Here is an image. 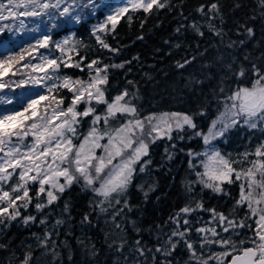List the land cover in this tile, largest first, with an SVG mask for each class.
Wrapping results in <instances>:
<instances>
[{
    "label": "snow or ice",
    "instance_id": "obj_1",
    "mask_svg": "<svg viewBox=\"0 0 264 264\" xmlns=\"http://www.w3.org/2000/svg\"><path fill=\"white\" fill-rule=\"evenodd\" d=\"M100 7L97 0H0V34H27L39 32L41 25L45 28V33L36 38L35 43L21 48L18 53L0 54V92L25 87L41 90L28 93L27 103L21 102L19 110L17 107L0 109V232L10 229L13 223L27 228L39 219L45 230L42 236L32 233L36 248L42 249L45 256L50 255L52 264H56L61 259L58 249L63 246L67 249L68 264H71L73 252L68 240L58 243L53 239L59 237L60 226L66 223L65 214L70 215L69 201H65L60 217L51 223V227L48 225L52 213L45 212L56 206L73 185H81L82 191L93 195L90 206L108 217L105 223L111 227L105 232V241L109 254L114 256L112 264H179L173 257L181 245L188 253L184 264H264V69L251 62L250 55L246 54L244 61L251 62L250 86L238 83L231 89L225 87L231 78L239 81L249 72L230 51L243 47L247 40L225 39L227 33L213 22L220 16L218 0L197 9L207 22L208 31L219 39V43L210 44L203 51L197 45L194 55L177 61L175 66L183 70L200 59L204 61L201 67L209 70L205 79L213 78V68L223 73L218 91L212 90L217 114L204 131L194 120L197 115L206 116L207 107L191 115L160 112L143 116L135 103L139 99L138 90L133 92L128 87L109 100L106 93L110 69H122L132 61L106 64L100 57L88 61L81 55V50L88 46L75 39L74 34L56 41L47 34L58 27L57 20L79 24L89 13L96 15ZM172 8L171 0H122L120 5L105 7V18L92 26L91 34L101 49L118 54L120 49L112 47L106 37L114 32L121 18L127 16L131 22V13L143 11L151 15ZM259 8L264 15V0H259ZM180 15L183 17V12ZM46 22H51V26ZM29 24L33 26L29 27ZM188 26L197 35L204 36L201 30L204 25L193 21ZM183 27L182 24L175 31L179 33ZM241 29H244L243 33ZM241 34L253 38L255 30L242 24L237 28V35ZM165 43L170 42L166 40ZM172 47L180 48L181 45L177 43ZM212 49L216 54L205 59ZM257 59L264 61V53ZM64 69L87 71L88 78H73L63 74ZM145 76L151 79L148 73ZM203 82L190 75L185 87L194 89ZM127 84L135 86L131 80ZM65 91L71 94L66 107ZM13 100L11 96L0 95V102L5 105L13 104ZM101 105L105 106L103 112L98 111ZM88 118V131L83 133L82 122ZM237 128L253 134L258 132L259 136L255 138L259 142L254 150H245L232 159L222 153L217 143L226 142ZM186 130H191L188 139L199 137L204 145L202 152L191 149L187 152L189 170L196 177L185 184L191 199L163 224H156L153 235L151 227L143 229L135 219H129L128 214L133 211L129 190L137 175L147 174L153 163L150 158L146 159L150 156L151 145L164 138L171 141L174 132L183 140ZM252 139L250 136L249 140ZM165 152L168 160L173 159V152L167 148ZM198 167L202 171H197ZM237 182L239 198L233 211L244 206L248 209L239 220L230 219L215 208L206 209L201 199H195L193 189L196 185L202 186V191L208 189L228 195L223 185ZM34 186L38 187L33 195ZM137 190L143 193L146 202L156 185L139 184ZM33 205L39 216L24 215V211ZM201 211L208 212L210 218L207 221L197 219L202 226L195 227L197 239L193 240L194 222L190 217ZM90 215L85 213L82 225L92 226ZM250 219H254L256 225L253 235L238 241L234 239L240 236V229H251L247 224ZM129 227L137 239H129ZM166 228L169 230L165 231ZM145 231L154 240L153 246L142 239ZM77 243L87 249L89 257L98 256L99 250L90 240L85 242L77 237ZM9 247L0 243L2 252H7ZM28 247L22 258L11 252L6 264H37L39 258L32 247ZM214 247L222 250L213 251ZM0 264L5 261L0 260Z\"/></svg>",
    "mask_w": 264,
    "mask_h": 264
},
{
    "label": "trees",
    "instance_id": "obj_2",
    "mask_svg": "<svg viewBox=\"0 0 264 264\" xmlns=\"http://www.w3.org/2000/svg\"><path fill=\"white\" fill-rule=\"evenodd\" d=\"M213 2L215 0H171L173 5L171 11L163 9L151 15L138 11L131 13V22L127 16L121 18L114 32L109 33L106 37V41L112 47L120 49L118 54L100 48L85 52L86 56L91 54L96 58L100 57L106 64L132 61L131 64H126L122 69H110L108 92L106 93L108 99L110 100L114 94L125 89V87L133 92L138 90L139 99L135 103L141 109L143 116L160 112H181L191 115L198 113L202 107H207L208 114L203 117L197 115L194 120L202 130L206 131L210 120L217 114L212 90L218 91L220 77L223 73H218L213 68L211 70L213 78L211 80L205 79L209 75V70L201 67L204 61L200 59L183 70L177 69L175 65L177 61H183L185 57L194 55L197 45H199V50L203 51L210 44L219 43V39L208 31L204 17L197 11L200 5H210ZM218 2L220 16L213 22L227 33L225 39L237 42L242 39L247 40L243 47L230 51L232 55L239 58V63H243L249 69V72L239 81L231 78L225 87L231 89L236 87L238 83L250 86L251 62L259 64L264 69V61L257 59L261 53H264V15H261L259 0H218ZM205 11L207 12V9ZM181 12H183V17L180 15ZM184 17H187V20ZM193 21L204 25L201 29L204 32L203 37L197 35L188 26ZM182 24L184 25L183 29L177 33L175 29ZM242 24L254 28L253 38H248L244 34L237 35V28ZM243 32L244 29H241V33ZM141 36L143 39H139ZM166 40L170 43L166 44ZM177 43L181 45L180 48L172 47ZM215 54L216 50L212 49L205 59H211ZM246 54L250 55L251 62L244 61L243 58ZM133 57H139V59H133ZM63 73L73 77H83L77 69H64ZM145 73H148L151 79L145 76ZM190 75H195L197 79L203 80V84L196 85L194 89L185 87L186 80ZM129 80L134 81L135 86L128 85L127 81ZM189 135H191V130H186L184 139L181 140L174 132L171 141L164 138L151 145L150 156L146 159L150 158L153 163L147 174L137 175L129 190L128 198L133 206V211L128 214L129 219H135L138 226L143 229L151 227L153 235L156 231V224H163L171 214L191 199L185 188L186 182L193 179L192 172L189 170L187 152L189 149L197 152L201 148V139L199 137L188 139ZM250 136L254 137L251 131L237 128L230 133L222 146L230 151H240L243 149V142ZM250 142L251 140L248 141V144ZM173 145L175 148L172 147ZM166 148L174 153L173 159L168 160L166 158ZM144 177L148 178L150 184L156 185V190L150 193L146 202L143 193L137 190V185ZM223 187L228 195L210 193L207 189L202 191V188L196 185L193 189L195 199H201L206 209L215 208L228 214L231 206L234 209L238 184H224ZM158 197L159 199H157ZM92 198V193L82 191L81 185H73L62 195L56 206L47 209L45 212L47 214L52 213L54 217L58 218L65 201H69L70 215L65 214L63 218L69 224L66 229L70 234L68 233L65 238L73 252L71 264H112L113 261L103 236L104 231L108 232L109 228L99 223L97 219L99 215L90 206ZM235 210L238 211V208ZM85 213L91 214L92 226L81 224ZM62 227L63 225L59 229L60 234L63 231ZM165 231L168 229L166 228ZM32 233L42 235L43 229L34 224L25 228L21 224L13 223L10 229L0 232V243L10 246L7 252L0 251V260H4L6 264L10 253L13 251L22 257L23 252L29 250L28 246L30 245L35 256L39 258L37 264H52L51 256H43L41 254L43 250L36 248V245L31 242L35 239L32 237ZM75 233H79V238L84 239L85 242L90 240L91 243L95 244L96 249L99 250L97 257L93 258L87 255V249H83L78 245L77 240H74ZM128 235L130 240L138 238L130 227ZM58 238L56 237V239ZM142 239L149 246L154 245V240L149 237L147 231L142 234ZM110 241L111 239L108 242ZM59 251L61 252V259L56 264H68L67 249L62 246ZM187 256V251L181 245L173 259L181 264L184 263Z\"/></svg>",
    "mask_w": 264,
    "mask_h": 264
},
{
    "label": "rangeland",
    "instance_id": "obj_3",
    "mask_svg": "<svg viewBox=\"0 0 264 264\" xmlns=\"http://www.w3.org/2000/svg\"><path fill=\"white\" fill-rule=\"evenodd\" d=\"M97 3L99 5H101V7L97 10L96 15H92V14L89 13L88 15H86L85 19L82 20L81 23H79V24L75 23L74 21L57 20L56 23L58 24V27L52 29L51 33H47V34H50L54 41L61 40V39H63L66 36L74 34L75 39L83 41V43L88 46L87 49H82L81 50V55H85L86 56V54H85L86 51H90L91 52L92 50L94 51L96 48H100V46L97 44V42L95 40V37L92 36V34H91V28H92L93 25L97 24L98 22L102 21L105 18V10H104L105 7L120 5L122 3V0H97ZM46 23L48 24L49 27L51 26V22H46ZM32 26H33L32 24H29V27H32ZM44 33H45V28H44L43 25H41V30L39 32H32V33H27V34H12V33L0 34V54L7 55V54H9V51L18 53L21 48L27 47V45L30 44V43H35V39L39 38V36L41 34H44ZM86 40H88V41H86ZM4 49H8V51H5ZM41 51H43V50H41ZM57 55H58V53H57ZM86 57H87L88 61L96 58L95 56H92L91 54H89ZM77 70H79V69H77ZM79 72L82 74V76H83L82 78H84V79L88 78V72L87 71L81 72L79 70ZM63 74H65V73H63ZM73 78H75V77H73ZM123 90L124 89H121L118 93L114 94L112 97H114L115 95L119 94ZM39 91H41V90L38 87L37 88H31V87L15 88V89H13L11 91L4 90L3 92H0V95L11 96V97L14 98V100H13V104H11V105H5V104H3V102H0V109L17 107V110H19L18 105L21 102L24 103V104L27 103V98H28L27 94L28 93H30V92H39ZM63 95L68 97V100L65 103V107H66L67 103L70 102L71 94L67 93L65 91L63 93ZM104 107L105 106H103V105L99 106L98 111L103 112L104 111ZM80 110L83 111V106H81ZM89 124H90V118L85 119L82 122L81 131L83 133H86L88 131ZM258 136H259V133L258 132L255 133L253 139L250 142V144H248L249 139L247 138L243 142V147H242L243 149L240 150V151H230L229 149H225L222 146V144H224L223 141L218 142L217 143V147L220 148V150L222 151V153L224 155H226V156L230 155L232 157V159H236L238 157L239 153H243L245 150H254L256 144L259 142L255 138V137H258ZM203 149H204V145H203V142H202V139H201V148L197 152H202ZM234 166L237 167V168L240 167V165H234ZM244 167H247V165H244ZM197 171H202V169L199 168V170H197ZM192 177H193L192 180L196 179L195 174L193 172H192ZM139 184H145L147 186L150 183L148 181V178L144 177V178L141 179ZM237 184H238L237 199H238L239 198L240 185H239V182H237ZM198 186L200 188H202V186H200V185H198ZM35 187H38V186H34L33 193H32L33 195L35 194ZM210 193H213V192L210 191ZM214 194H216V193H214ZM95 211L99 215L97 217V219L99 220V223L103 224L104 226H107V228L110 229L111 225L105 223V220L108 219V217H106L105 215L100 214L98 209H95ZM217 211L221 212L219 210H217ZM246 213H248V209H247L246 206H244L242 208H238V211H236V210L233 211V207L231 206L230 209H229V213L225 214V215H228L230 219L231 218H235V219L239 220V219L243 218L246 215ZM23 214L24 215H37V216H39L38 213H36L34 205L31 206L29 210L24 211ZM45 214H47V213H45ZM50 218H51V220H50V223H49L48 227H51V223H54V221L56 219V217H54L53 215H51ZM198 218H202L204 221H207L210 218V214L208 212H206V211H201V212H197V213L193 214V216L190 217V219H192L193 222H194V227L192 229V239L193 240L197 239L196 234H195V227H201L202 226V223H197L196 222ZM247 224H249L251 226V229L248 228V227L240 229L239 230L240 231V236L239 237H234V239H236L238 241L239 239H243L246 236H252L253 235V232H254L255 227H256L255 220L254 219H250V220L247 221ZM34 225L35 226H41L42 229H43V233H44V230H45L44 226L40 225L39 219L36 221V223ZM68 225L69 224L66 221V223L62 227L63 231H61V234L59 235V238L57 239L58 243H59V241H63V240L66 239L65 237L69 233L67 231V229H66L68 227ZM105 232H107V231H104V233H103L104 237H105ZM74 235H75L73 237L74 240L75 239L77 240V237H79V233H75ZM53 239H56V237L54 236ZM31 242L33 243V245H36L35 239H33ZM245 246H250V245H245ZM221 250L222 249H220L218 247H214L213 248V251H221ZM41 254L44 256L43 251L41 252ZM111 258L114 259V256L112 255ZM228 259H230V257ZM181 264H184V263H181ZM213 264H214V262H213Z\"/></svg>",
    "mask_w": 264,
    "mask_h": 264
}]
</instances>
